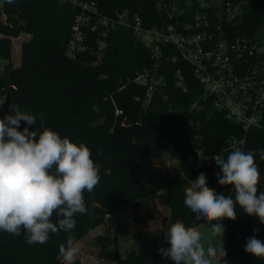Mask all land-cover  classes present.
<instances>
[{
  "label": "trees",
  "instance_id": "obj_1",
  "mask_svg": "<svg viewBox=\"0 0 264 264\" xmlns=\"http://www.w3.org/2000/svg\"><path fill=\"white\" fill-rule=\"evenodd\" d=\"M94 5L100 16L114 17L131 9L144 18L155 17L157 3L191 4L194 10L214 14L216 4L225 0H205L209 7H201L200 0H75ZM81 8L60 0H16L8 4L0 0V57L7 61L0 75V100L10 94L11 105L19 104L23 111L36 117L29 126L21 121L18 130L42 131L44 126L67 136L91 150L92 158L100 167V183L94 192L85 191L88 213L75 216L76 226L71 233L60 231L50 234L45 244H28L27 235H10L0 231V264H62L59 246L66 244L68 235L81 242L95 230L112 221L125 209H130L133 222L146 223L159 220L162 213L157 200L160 190L167 195L165 204L170 210L169 223L160 231L152 244L143 250L125 256L116 254L115 264H173L158 249L168 247L164 232L177 219L186 226L198 227L197 221L183 203L184 191L190 181L203 172L211 175L219 171L212 158L227 157L232 142L245 140L240 150L264 149V130L243 128L228 120L225 113L214 107L212 99H204V88L196 80L193 68L186 63H168L161 71L165 85L144 107L135 101L146 98V88L132 82L138 72L152 67L148 51L128 30L117 29L108 39L104 61L93 65L94 44L91 50L76 60L68 58L66 51L72 28ZM264 25V0H255L246 9L244 20L233 29L236 37H250ZM27 34L31 38L22 43L21 65L12 64V40ZM94 40V39H93ZM181 70L185 90L177 86L175 75ZM122 89L123 87H125ZM123 115L117 116L116 110ZM9 114L0 109V117ZM128 117L135 124L125 127ZM190 128V131L187 130ZM202 151L204 163L197 164L196 151ZM168 155L187 166L183 174L166 180L161 189L149 186L136 178L141 161L160 162ZM261 173L258 192L264 191V160L255 157ZM210 188L231 195V186ZM235 221L223 219L226 229L223 244L226 257L220 264H264L244 251L247 238L254 235L264 241V225L254 216H248L237 206ZM56 223L55 213L51 218Z\"/></svg>",
  "mask_w": 264,
  "mask_h": 264
},
{
  "label": "clouds",
  "instance_id": "obj_2",
  "mask_svg": "<svg viewBox=\"0 0 264 264\" xmlns=\"http://www.w3.org/2000/svg\"><path fill=\"white\" fill-rule=\"evenodd\" d=\"M13 4L16 0H5ZM201 7H209L200 0ZM21 121L32 126L36 117L11 105L9 114L0 117V231L10 235H27L28 244H45L50 234L71 233L76 226L75 216L88 213L84 193L94 192L100 183V167L92 158L85 143L77 144L69 137L44 126L42 131L20 128ZM264 160V149L243 151L236 149L227 157L214 155L219 167L218 183L231 186V195L217 192L207 184L205 173H199L184 191V205L209 226L206 235L197 227L186 226L177 219L166 232L168 247H160V254L173 264H217L227 253L223 244V219L235 221L236 208L243 209L264 225V191L258 192L261 173L255 157ZM57 217L52 222L53 214ZM247 238L244 251L256 258H264V241L255 233ZM217 240L218 243H207ZM78 241L68 235L66 244L59 246L62 264H74L79 252Z\"/></svg>",
  "mask_w": 264,
  "mask_h": 264
},
{
  "label": "built area",
  "instance_id": "obj_3",
  "mask_svg": "<svg viewBox=\"0 0 264 264\" xmlns=\"http://www.w3.org/2000/svg\"><path fill=\"white\" fill-rule=\"evenodd\" d=\"M254 1L215 3L218 11L214 14L194 10L191 4L157 3L155 17L149 19L131 9L114 17L100 16L94 5L60 0V4L72 3L82 11L75 19L66 54L76 60L94 44L93 65L98 66L105 59L110 34L117 29L128 30L152 60L151 68L129 80L146 88V98H136V102L144 107L150 104L165 85L161 71L168 63H186L204 88V99H212L228 120L240 125L246 134L252 129L264 130V37L258 35L264 25L250 37L235 38L233 32ZM175 78L177 86L185 90L181 70ZM116 115L122 116L123 111L117 109ZM244 142H232L228 151L240 149ZM195 158L204 163L202 151H196Z\"/></svg>",
  "mask_w": 264,
  "mask_h": 264
},
{
  "label": "rangeland",
  "instance_id": "obj_4",
  "mask_svg": "<svg viewBox=\"0 0 264 264\" xmlns=\"http://www.w3.org/2000/svg\"><path fill=\"white\" fill-rule=\"evenodd\" d=\"M258 35L264 37V26L259 30ZM30 38L29 35L22 34L18 39L12 40V64L14 68H18L21 65V46L24 41ZM6 64L7 61L0 57V75ZM4 100L5 98L0 100L1 105L4 104ZM202 165L203 163L197 162L194 167L198 168ZM186 168L187 166L182 162L173 160L170 156L165 155L160 162L141 161V169L136 178L144 181L151 187L161 189L166 180L175 175L183 174ZM217 173L218 171L211 175H206L209 187H219ZM195 179H192V181ZM166 198L165 190H160L157 203L162 217L157 221L148 223L146 226L132 222L131 212L125 209L114 220L108 221L105 225L95 230L78 243L80 250L74 264H115L114 256L116 254L125 256L132 251L138 252L148 248L158 233L169 223L170 210L165 204ZM221 223L223 224V220ZM202 224L197 227L198 230L206 235H210L208 232L210 225L206 226ZM207 243L216 244L218 241H206V246ZM217 264H220V259Z\"/></svg>",
  "mask_w": 264,
  "mask_h": 264
},
{
  "label": "water",
  "instance_id": "obj_5",
  "mask_svg": "<svg viewBox=\"0 0 264 264\" xmlns=\"http://www.w3.org/2000/svg\"><path fill=\"white\" fill-rule=\"evenodd\" d=\"M11 106V100H10V94H8L4 100V104L2 106V110L4 111H8L9 108ZM135 124V120L132 117H128L125 122H124V126L125 127H130L133 126ZM190 130L188 129L187 132H189Z\"/></svg>",
  "mask_w": 264,
  "mask_h": 264
},
{
  "label": "crops",
  "instance_id": "obj_6",
  "mask_svg": "<svg viewBox=\"0 0 264 264\" xmlns=\"http://www.w3.org/2000/svg\"><path fill=\"white\" fill-rule=\"evenodd\" d=\"M19 67V66H18ZM166 194V193H165ZM166 201V200H165ZM158 204V203H157ZM158 209L160 210V208H159V205H158ZM127 210H129L130 211V209H127ZM131 212V211H130ZM160 212H161V210H160ZM131 220H132V218H131ZM155 221H157V220H155ZM133 222V221H132ZM151 222H154V221H149V222H146V223H137V222H134V223H136V224H138V225H144V226H146L148 223H151Z\"/></svg>",
  "mask_w": 264,
  "mask_h": 264
}]
</instances>
